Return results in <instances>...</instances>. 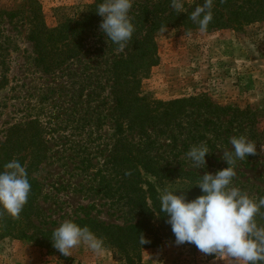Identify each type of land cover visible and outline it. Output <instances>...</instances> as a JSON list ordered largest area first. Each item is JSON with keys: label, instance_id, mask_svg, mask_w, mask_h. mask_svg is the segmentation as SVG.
Here are the masks:
<instances>
[{"label": "rangeland", "instance_id": "obj_1", "mask_svg": "<svg viewBox=\"0 0 264 264\" xmlns=\"http://www.w3.org/2000/svg\"><path fill=\"white\" fill-rule=\"evenodd\" d=\"M20 1L0 0V6H16ZM38 1L46 24L53 26L56 8H74L93 0ZM142 1L133 0V4ZM185 3V10L193 6L191 1ZM134 11L132 5L130 13ZM101 32L99 27L97 33ZM156 43L158 62L142 79L144 94L164 102L205 95L216 104L248 110L255 120L189 111L170 129H150L148 136L131 131L125 135L132 142L149 145L148 152L160 165H181L200 175L226 168L221 157L223 151L231 150L230 138L245 136L256 145V154L236 162L231 186L257 199L264 192V21L239 33L227 29L184 33L177 27L166 28L157 34ZM102 65V59L91 52L80 62H68L53 74H44L35 65L25 28L0 19V144L11 126L36 119L49 146L47 160L34 174L41 186L37 201L41 215L33 222L40 230L54 231L64 220L86 214L105 224L130 221L117 192L110 194L118 181L109 162L115 140L114 102L106 85L100 90L94 77L91 82L85 78L91 71L103 70ZM201 143L210 153L205 166L196 169L185 154ZM144 178L155 186L159 197L165 189L182 194L181 183H158L145 174ZM105 249L97 256L80 245L65 257L56 249L49 251L28 240L6 237L0 238V264H122ZM138 264L238 261L225 254H204L190 245H176L171 239L143 250Z\"/></svg>", "mask_w": 264, "mask_h": 264}, {"label": "trees", "instance_id": "obj_2", "mask_svg": "<svg viewBox=\"0 0 264 264\" xmlns=\"http://www.w3.org/2000/svg\"><path fill=\"white\" fill-rule=\"evenodd\" d=\"M193 2V6L182 13L171 7V0H143L132 4L134 12L129 13L134 25L132 39L123 49H119L101 32L97 33L102 18L95 11L102 0L74 8H56L55 24L48 26L42 6L38 0H21L16 6H0V19L20 24L25 28L27 39L32 44L35 65L44 74L74 61L80 62L93 52L102 59L103 70L91 71L100 90L107 86L114 102L115 140L109 162L115 168L118 181L115 189L108 186L111 195L117 192V200L124 202L126 214L130 216L125 225L105 224L90 215L72 219L81 227L87 226L104 241L105 248L111 250L122 264H138L145 249L160 247L164 240H175L168 217L159 213V194L155 186L146 181L144 174L158 183L178 182L183 185L182 194L188 201L202 195L197 186L200 177L192 170L177 165L172 168L162 166L148 152L147 145L132 142L127 131L147 135L148 130L170 129L179 124L189 111H204L217 117L230 116L254 122L255 114L214 103L205 95L171 101L152 99L141 90L142 79L152 67L157 65V34L166 28H180L184 33L199 30L191 21L190 14L204 0H183ZM213 0V19L205 32L231 30L243 32L250 25L264 21V0ZM92 49L89 52V49ZM103 82V83H102ZM145 144V143H144ZM146 148V150H145ZM49 154L45 132L36 119L22 125L11 126L0 144V170L7 162L16 159L25 165L33 181L30 199L25 204L19 219L6 213L0 215V238L28 240L36 245L54 251L52 235L54 231L40 230L33 219L41 215L37 205L41 194L40 182L34 175ZM106 196H111L105 193ZM264 197L262 192L256 199ZM259 227H264V209L255 217ZM141 237L146 241L140 243ZM194 248L190 243H184Z\"/></svg>", "mask_w": 264, "mask_h": 264}, {"label": "clouds", "instance_id": "obj_3", "mask_svg": "<svg viewBox=\"0 0 264 264\" xmlns=\"http://www.w3.org/2000/svg\"><path fill=\"white\" fill-rule=\"evenodd\" d=\"M133 0H102L95 13L102 18L100 30L119 49L132 39L134 25L129 15ZM171 7L183 12V0H171ZM213 0H204L190 14L199 31L205 32L213 19ZM231 150L223 151L222 159L228 165L215 174L205 173L198 182L202 195L188 201L185 195H177L167 189L159 197L160 210L168 217L176 245L194 244L204 254H225L238 264H264V227H259L255 217L264 209V197H249L231 186L235 176V164L249 155L256 154V145L245 136L231 137ZM206 144L193 145L186 158L196 169L206 164L209 154ZM33 181L25 165L13 159L0 170V215L6 213L19 219L30 199ZM52 245L65 257L72 249L85 245L95 255L106 249L102 238L87 226L81 227L72 220H64L53 232ZM140 243L146 241L141 237Z\"/></svg>", "mask_w": 264, "mask_h": 264}]
</instances>
